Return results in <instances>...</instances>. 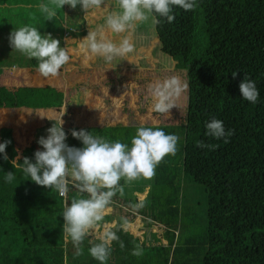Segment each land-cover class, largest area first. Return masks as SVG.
<instances>
[{
    "label": "trees",
    "instance_id": "16d2710c",
    "mask_svg": "<svg viewBox=\"0 0 264 264\" xmlns=\"http://www.w3.org/2000/svg\"><path fill=\"white\" fill-rule=\"evenodd\" d=\"M197 3L199 6L194 11L187 12L174 6L175 20L172 23L162 19L160 24L145 26L153 31L148 41L156 39L154 51L161 59L162 56L169 58L173 69L169 72L135 69L136 81L125 82L129 86L121 87V91L125 92L121 104L127 105L126 111L118 108L116 117H109L112 121L102 132L110 142L119 140L126 144L141 125L160 128L166 134H175L180 138L177 154L166 156L155 169L152 179H141L143 185L138 187L134 183L125 188L127 191L123 198L119 195L113 198L110 211L96 230V236L104 231L103 225L107 223L125 247L122 250L119 242L113 241L106 264H264V0H197ZM41 4L54 7L51 0H0V95L5 97L4 101H0V108H5V111L9 108L8 118L18 114L19 101L15 92L4 91V74H9V81L15 78L22 82L23 73L36 77L38 72L35 58L28 59L10 46L9 36L13 29L36 27L42 35L50 33L53 38L59 39L61 47L66 36H74L75 39L84 36L74 35L75 28L83 27L81 6L73 9L65 5L63 9H56V18L48 21L46 14L39 9ZM67 13H71L68 21ZM138 26L144 27L143 24ZM138 29L134 30L135 34ZM11 68H17L20 74L10 73ZM179 70L184 71L189 85L182 94L184 100L181 97L178 99L179 107L172 108L170 115L155 112L152 110V98L148 95V85L162 81V78L179 76L182 74ZM233 72H238V75L233 77ZM125 74L132 73L128 70ZM245 75L256 83L260 94L256 104L242 97L240 84ZM71 77L67 79L70 81ZM121 78L120 75L114 76L107 85L104 80L94 84L80 82L73 88L72 91L82 93L88 90L84 117L93 110L99 111L89 106L96 101L95 98L103 97L104 107V100L110 102L112 93L107 94L108 88L112 86L114 89ZM50 91L56 96L49 100V106H45L58 107L59 91L55 87H50ZM42 93L46 95L45 87ZM130 102L135 109L128 106ZM104 109L106 116L108 111ZM124 113L126 118H123ZM137 116L143 120L137 119ZM213 118L222 121L226 131H234L228 143H224V138L217 140L207 135L206 123ZM100 119L104 120L102 126L91 129L92 132L99 134L103 124L105 126L109 120L106 117ZM56 122L46 120L40 124L41 127L38 125L28 133L24 132L32 136L33 141L42 136L47 138V129ZM12 128L3 126L4 131L14 134ZM0 139V143L11 141L5 150L8 160L3 158L5 153H0V191L15 190L12 200L0 204V210L9 209V215L0 219V264H100L88 251L91 247L89 240L100 242L95 237L85 238L82 253L73 246L70 238L63 240V224L56 218L58 203L54 201L59 199L57 194L51 195L48 188L40 193L36 183L27 176L24 180L5 183V174L10 172L8 167L19 174L11 160L18 155L15 148L19 149L22 145L19 140L15 142L6 135ZM198 141L217 147L200 148L197 147ZM37 150L44 149H37L32 143L23 158L29 157L34 163ZM186 176L194 185L204 189L206 213L201 226L203 233L197 236L185 234L184 230L181 236L178 234L175 243L174 231L180 214L178 207L185 206V196L174 191L168 192L163 199L165 193L159 190H172L174 180ZM74 189L70 183L65 199L69 205L72 198L78 196V190ZM137 193L146 194L143 202L150 209V214L145 207L136 212L142 219L139 236L120 227L122 218H126L128 224L134 222L136 213L129 205L139 202L134 196ZM188 208L184 207L183 215L189 221ZM14 210H20L22 215L15 214ZM191 225L189 221L188 231ZM156 226L165 230L166 241L149 248L152 229ZM180 237H184L181 242ZM141 242L143 245L149 243L147 247L151 251L143 248L141 257L133 256V248Z\"/></svg>",
    "mask_w": 264,
    "mask_h": 264
},
{
    "label": "clouds",
    "instance_id": "9594fccd",
    "mask_svg": "<svg viewBox=\"0 0 264 264\" xmlns=\"http://www.w3.org/2000/svg\"><path fill=\"white\" fill-rule=\"evenodd\" d=\"M49 4L39 5L47 20H54L56 9H63L65 5L76 9L81 6L87 16L112 7L105 19V25L89 34L81 41L80 47L93 57H102L105 70L113 67L117 57H126L133 51L129 38H123L119 44L114 43L105 33L120 35L130 33L139 24L151 22L152 25L166 19L168 23L175 20L174 6L184 11H194L199 5L197 0H51ZM114 5V7H113ZM67 40V38H65ZM13 51H18L28 59L35 58L38 62L37 71L45 78H57L62 68L70 61L69 49L61 47V41L51 34L42 35L36 27L22 26L14 28L9 36ZM233 77L238 72L232 73ZM188 83L177 76L167 77L163 81H156L148 85V95L152 98V110L162 115H170V110L179 107L177 101L188 89ZM242 97L252 104H256L259 97L255 81L245 75L240 84ZM183 114V113H182ZM64 121L57 122L47 129V138L40 137L38 143L44 149L34 153L35 162L28 157L19 164L17 157L11 161L14 168H19L24 176L37 185L51 189L66 199L69 184L78 190V196L72 198L70 205L65 201L63 210L64 224L62 233L65 240L70 238L78 252H83L82 244L86 237L92 236L99 243L89 240L91 247L89 254L100 264H106L112 252V242L118 241L123 250L125 245L115 231L107 223L104 231L96 236V230L104 221L105 214L110 211L113 198L125 196V188L133 182L155 176V169L168 155L175 156L178 151L179 137L175 134H166L160 128L139 126L135 136L131 138V146L119 140L110 142L107 138L93 135L87 130H71L74 138L82 141V148L69 147L66 144L67 134L63 129ZM207 135L217 140L224 138L228 143L233 130H225L223 122L213 118L206 123ZM11 141L0 143V153L5 152ZM197 147L214 149L217 145L197 142ZM16 179L14 172H7L4 177L6 184ZM121 180L124 181L121 184ZM86 194V196H85ZM135 214L145 207L143 201L129 205ZM141 217L139 214H135ZM142 220V219H141ZM120 227L127 232L128 220L122 218ZM133 256L143 255L142 242L135 245L131 253Z\"/></svg>",
    "mask_w": 264,
    "mask_h": 264
},
{
    "label": "rangeland",
    "instance_id": "374dc122",
    "mask_svg": "<svg viewBox=\"0 0 264 264\" xmlns=\"http://www.w3.org/2000/svg\"><path fill=\"white\" fill-rule=\"evenodd\" d=\"M113 7H114V5H113ZM81 10H82V7H81ZM112 10H113L112 7L105 9L102 5L101 10L96 11L95 13L90 12L87 16H85V13H83V18H84L83 27H81L80 29L75 28L74 29V35L75 34H78V35L84 34V36L82 38V40H83L89 34L90 30H96L98 27L105 25L106 16ZM70 14H68V13L66 14L67 21H68V16L70 18ZM76 16L80 17V15H76ZM150 24H151V22H148L146 24H143L144 27H142V26L136 27L137 29L139 28L137 30L138 31V33H137V35H138L137 42L138 43H145L152 36L153 31L150 28H145V26H148ZM105 33L109 39H112V36H114V39L116 38V36H117V38L119 37L118 39H120V38H122V35H124L123 38L127 37L130 40L129 33L116 35V34L108 32L107 29H105ZM131 33L133 34L132 40L134 41V43H136L135 42L136 41L135 32L132 31ZM69 34H70V32H69ZM65 38H67V40ZM74 42H76V40L74 39V36H66L62 39L63 47L66 46L69 49L70 61L67 65L64 66V68H62L61 74L57 78H45L39 72H37L36 77L29 76V75H27V73H23L22 74V82H21V81L16 80L15 78L12 79L11 81H9V74L8 73L4 74V76L6 77L3 81V84L6 86V87H4V91L6 93L12 92V94H14V92H15V94H17V100L19 101V104L17 106L18 107L17 108L18 114H15L13 117L8 118V115H9L8 112L9 111L7 113H3V114L0 112V138L2 135H4V136L6 135V137L8 139L13 138V140L15 142H16V140H19L20 145H22V146L19 149L15 148L18 155H16L15 158H13V159H16L18 157L19 158V160H18L19 164L23 163V159L25 158V157L23 158V154L28 153V146L29 145L31 146V144L34 143L37 149L41 148V145L38 143L39 138H37V141H33L32 136H29L28 134H26L22 130H26V132L28 133L33 128L40 125L41 123H43V122L45 123L46 120L47 121L56 120V121H58V123H60L61 119H62L64 121L63 129L66 130V134H67V138L65 141L66 144L69 147L82 148L83 143L79 144L75 141L78 139H76L72 136L71 130L75 129V130L79 131V130L83 129V130H87L88 132H92L91 129L96 130L102 126V122L104 120L102 121L100 119L101 117L102 118L106 117L108 119H109V117H110V119L114 118V116L116 117L118 108H121L123 110L125 109V111H126L127 105L124 103H123V105L121 104L122 99L124 98V93H125L122 90L116 96V98L118 97V100H116L114 98V95H116L115 93L112 94V98H111L110 102L108 100H104L105 107L102 106L103 97L95 98L96 101L92 105H89V106H91L92 108L96 107L100 112L93 110L90 115H87L86 117H84L83 109L86 105L85 95L88 92V90H84L83 93L72 91L73 88H76L77 84H79L80 82H87L90 84H94V83H99V82L102 83V80H104L103 83L107 85V84H109V81L111 80V78L114 77L116 74V76H119V75L122 76V78L119 79L117 84H116L117 87L115 85L116 90H117L119 87L124 88V87L129 86V85H126L127 83H125V82H130V81L135 82L136 81V77H134L135 75L133 74V71L135 69H133V67L134 68L142 67L144 69L149 67V68H153L156 71H165V72H169L170 70L173 69L172 63L170 62L169 58L162 56L163 58L161 59L158 56L159 53L157 51H154L153 48L151 49V47H150L148 49H141V52H139V53H137V51H136L137 54L136 53L135 54L129 53L128 55L132 56V58H130V57L126 58V60L128 62H130V65H128L126 67H124L125 66V61H124L125 57L124 58L123 57H117L113 61V67L116 70H114L112 72L114 74H111L108 72L111 68H108L107 70H105V63H104V60L102 57L91 56L90 53H86L85 50L81 49L79 44H77L76 48L69 46V43H74ZM119 43L117 42V44H119ZM132 52H134V50ZM121 68H122V71L120 70ZM13 69L15 70L16 75L20 74V70H18L16 68H12L11 70H13ZM128 70L132 74L126 76L125 72H127ZM178 72H182V74L180 73V75L177 77H179L182 81H185L186 76H185L184 71L179 70ZM72 74H75V76L71 77ZM68 76L71 77L70 81L67 79ZM123 76H124V78H123ZM139 78H138V80H139ZM164 79L165 78H162L161 80L163 81ZM44 87L46 88V95H44L42 93V89ZM50 87H55L59 91L58 96H59V100H60V102H59L60 105L58 107H52V106L48 107L49 106V100L53 99L56 96L55 93L50 91ZM27 88H29L30 90H28ZM181 99H182V101L184 100V98L182 96H181ZM4 100H5V97L3 95H0V101H4ZM178 101H180V100H178ZM45 105H48V106H45ZM128 106L131 107L132 109L133 108L135 109L134 105L131 102L128 103ZM104 108H106V110L108 111L106 113V116H105V112H104L105 109ZM2 110L0 108V111H2ZM126 116H127V114L124 113L123 118H126ZM110 119L105 122L106 123L105 126L103 124L102 130L99 132V134L94 133V132H92V134L103 137L102 132L106 126H109L108 122L112 121ZM137 119L143 120V118H141L139 116H137ZM3 126L5 128L6 127H13L12 130H13L14 134H12V132L4 131ZM129 141H130V139H129ZM0 142H2L1 139H0ZM8 168H9L10 172L15 173L16 180H19V179L24 180L26 178V176L23 175V173L21 172V170L19 168H17L19 171V174L17 173V170L12 169L11 167H8ZM142 181L143 180H138V181L133 182L132 184L135 183V186L139 187L140 185H143L144 182H142ZM157 186H160V185H157ZM35 187L42 194H43V192L46 191V190H44L46 187H43V186H40L37 184ZM127 187H129V186H127ZM172 187H173L172 190L165 189V188L159 190L160 193H162V192L165 193L164 198L163 197L162 198L165 199L167 197V195L169 194L168 192H174V191L178 192L179 191V192L183 193V196H185V198L183 199V202H185V206L189 207L188 208V211H189L188 218H189V221L192 223V225H191L192 227H190V229L188 231V222L189 221L183 215V209L185 206H179L178 209H179L180 214H179V217L177 219V221H178L177 226H176L177 228L174 231V234H175L174 241L176 243L177 242L176 237L178 236V234H180V236H181L184 233V230H185V234H194L197 236L203 233V229L201 228V226L204 224V220H205L204 216L206 213V207H205L206 197H205L203 187L200 185H194L190 181L189 177H187V176H186V178L180 177L179 180H174V182L172 183ZM49 190L51 191V193H50L51 195L57 194L59 196V199L57 198L54 201V202L58 203V206H57L58 216L56 218H57L58 222H61L62 224H64V218L62 215H63V210L65 207V201L66 200H65V198L61 197L57 192L52 191L51 189H49ZM14 191H15L14 189L11 191H9V189H6L4 191H0V204L4 205L7 202H9L10 200H12L13 197L15 196ZM74 191H76V189H74ZM125 191H127V190L125 189ZM155 193L158 194L157 192H155ZM75 197H77V196H75ZM163 199H161V201ZM161 203L163 204V202H161ZM16 204L20 205L18 203H16ZM152 209H154L153 206H152ZM59 210H60V212H59ZM14 211H15V214H17V213H19L20 210H14ZM145 211H147V213L150 214L149 207L145 206ZM4 215H9V209L4 210V211L0 210V219H2V217ZM20 215H22V214H20ZM8 224H10L9 220H8ZM132 225L133 226L137 225V227L141 226V218L137 219V221L132 223ZM154 229L155 228L152 229L153 234L150 237L151 243H150L149 248H153V247H155V244L159 245L160 243H164V241H166L167 236H165V233H164L165 230H162L159 227H157L155 230ZM147 235L149 237L150 234L147 233ZM62 236H63V240H64L63 233H62ZM58 238H59V235H58ZM183 239H184V237H180L179 242H181ZM148 244L149 243H146V245L142 244V247L147 248L148 251H151L147 247ZM179 259H181V258H179Z\"/></svg>",
    "mask_w": 264,
    "mask_h": 264
},
{
    "label": "crops",
    "instance_id": "0c3cea01",
    "mask_svg": "<svg viewBox=\"0 0 264 264\" xmlns=\"http://www.w3.org/2000/svg\"><path fill=\"white\" fill-rule=\"evenodd\" d=\"M123 36L124 35H122V38H120V39H118L117 38V36H116V38L114 39V36H112V39L111 40H113V42H115V43H119L122 39H123ZM129 37H130V42L132 43V45H133V50H134V52H130L131 54H135L136 53V51H137V53H139V52H141V49H148V48H150L151 47V49L153 48V50H154V43H155V41H156V39H150L149 41H147V42H145V43H138L137 42V38H138V35L137 34H135V39H136V43H134V41L132 40V38H133V34L130 32L129 33ZM83 38V37H82ZM82 38H80V39H75L76 40V42H74V43H69V44H75L76 46L74 47V48H76L77 47V44H79L80 45V43H81V40H82ZM150 42V43H149ZM136 53V54H137ZM132 58V56H130V55H127L125 58H124V61H125V66L124 67H126V66H128V65H130V62H128L127 60H126V58ZM159 63V62H158ZM12 69V68H11ZM10 69V73H13V74H15V70L13 69V70H11ZM17 69V68H16ZM133 69H137V70H141V69H143L142 67H138V68H134L133 67ZM114 70H116L114 67H112L108 72H110V73H112ZM121 71H122V68L120 69ZM146 70H151V71H154V72H156V70H154L153 68H146ZM112 74H114V73H112ZM115 76H116V74H115ZM2 85L4 86V87H6L3 83H2ZM116 87H117V85H116ZM116 87L114 88V89H112L111 87H109L108 89V91H107V94L108 95H110L111 93L113 94V93H115L116 95H114V98L116 99V100H118V97L116 98V96L121 92V87H119L117 90H116ZM111 99V98H110ZM3 109V110H2ZM1 110L2 111H0L2 114L3 113H6V111L8 112L9 111V109H6V111H5V108H1ZM111 122V121H110ZM43 125V124H42ZM39 127H41V125L39 126ZM40 129V128H39ZM17 130V129H16ZM65 130V129H64ZM22 131H24V130H22ZM135 136V135H134ZM129 146H131V138H130V141L127 143ZM42 148V147H41ZM146 190V189H145ZM138 194V193H137ZM145 195L146 194H141V195H134L135 197H137V201H143L144 200V198H145ZM139 218H141V217H139L138 215H135V219H134V222L135 221H137V219H139ZM133 222V223H134ZM158 226H160V225H158ZM139 228H140V226H138L137 227V225H132V224H128V229L130 230V231H132V233H134L136 236H139L138 235V231H139ZM141 241V240H140Z\"/></svg>",
    "mask_w": 264,
    "mask_h": 264
}]
</instances>
